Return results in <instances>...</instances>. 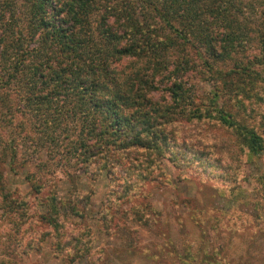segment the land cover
<instances>
[{
    "label": "trees",
    "instance_id": "obj_1",
    "mask_svg": "<svg viewBox=\"0 0 264 264\" xmlns=\"http://www.w3.org/2000/svg\"><path fill=\"white\" fill-rule=\"evenodd\" d=\"M248 46L256 53L246 58ZM199 71L214 85L205 101L190 81ZM255 86L264 93V0H0V208L26 211V194L4 183L6 175L21 177L38 197L39 211L29 214L50 230L54 255L96 264L89 234L72 237L64 227L65 210L76 216L89 196L71 187L60 198L41 168L21 170L20 144L8 136L21 128L16 118L37 120L42 131L57 126L44 161L108 181L105 224L127 200H144L147 184L162 183V159L183 181L207 168L231 176L264 156L260 122L248 124L243 107L258 98ZM135 206L148 233H161L150 204ZM220 249L172 246L153 256L159 264H230Z\"/></svg>",
    "mask_w": 264,
    "mask_h": 264
},
{
    "label": "rangeland",
    "instance_id": "obj_2",
    "mask_svg": "<svg viewBox=\"0 0 264 264\" xmlns=\"http://www.w3.org/2000/svg\"><path fill=\"white\" fill-rule=\"evenodd\" d=\"M255 53V48L248 46L243 57L249 58ZM208 75L200 72L190 76L194 93L203 101L214 86ZM260 91L261 88L255 86L251 93L256 92L258 98L244 100L243 107L248 124L259 120L260 124L254 126H257L256 132L264 141V93ZM16 121L21 124V128L16 130L17 136H8L17 139L20 144L17 160L25 164L21 170L33 172L41 168L46 178L52 177L56 182L57 196L60 198L71 187L89 196L88 204L74 208L77 210L76 216L65 210L68 224L64 223V227L66 233L71 231V235H68L72 237L80 231L89 234L92 239L90 255L96 264H159L153 254H158L161 248L167 252L172 246L178 253L183 247L194 250L200 246L207 251L221 248V255L232 257L230 264H264V180H260L264 175V156L250 165H241L231 176L207 168L201 176L189 173L187 177H198L183 181H177L176 170L162 159V183L158 186L147 184L149 189L145 190L144 200L140 197L127 200L104 224L99 220V214L109 193L108 181L103 176L90 181L79 172H74L72 167L60 168L54 160L47 163L44 161L43 145L51 137L55 139L57 126L52 125L53 131L50 132L49 124L46 131L39 130L43 126L38 127L37 120L29 122L16 118ZM185 128L182 127V130L188 135ZM51 172L52 176L47 175ZM63 172L73 179L76 176L75 182H66ZM233 178L235 184H228ZM20 180L18 176H5L6 189H16L21 195L26 194V211L7 215L0 208V264H68L65 259L54 255V240L48 234L50 230L30 216L29 213L39 211L36 208L38 197L28 194L25 185L18 182ZM142 201L149 203L157 212L161 233H148L147 228L138 222L134 210L135 205ZM152 221L150 215L148 224ZM32 247L37 250L34 251ZM162 262L171 264L167 258ZM174 262L172 260V264ZM70 264H85V261L74 257Z\"/></svg>",
    "mask_w": 264,
    "mask_h": 264
}]
</instances>
